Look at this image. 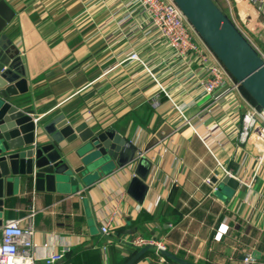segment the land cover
I'll return each instance as SVG.
<instances>
[{"label":"crops","instance_id":"0c3cea01","mask_svg":"<svg viewBox=\"0 0 264 264\" xmlns=\"http://www.w3.org/2000/svg\"><path fill=\"white\" fill-rule=\"evenodd\" d=\"M233 1L230 11L218 0L264 52V14ZM7 2L16 13L9 36L23 58L15 70L28 79V90L15 97L19 106L44 123L63 113L80 134L113 129L152 167L141 200L142 189H129L134 165L82 177L64 190L20 185L4 197L0 228L34 211L37 264L65 245L71 250L56 264H124L139 250L128 241L140 234L196 263L264 264V149L255 139L240 142L237 130L246 108L241 97H251L231 89L213 104L201 90L200 63L158 38L133 0ZM135 51L146 66L129 58ZM81 144H60L73 168L82 164ZM224 168L238 188L222 183ZM220 224L225 231L214 240ZM153 253L134 264H180ZM248 254L253 263L244 261Z\"/></svg>","mask_w":264,"mask_h":264},{"label":"water","instance_id":"95a60500","mask_svg":"<svg viewBox=\"0 0 264 264\" xmlns=\"http://www.w3.org/2000/svg\"><path fill=\"white\" fill-rule=\"evenodd\" d=\"M176 1L228 70L264 106V60L249 40L214 0ZM15 14L7 0H0V209L4 197L13 195L20 185H30L37 191L64 190L79 183L82 177L94 178L114 167L120 170L132 165L135 172L129 189L132 193L142 189L137 196L141 200L148 191L146 179L152 162L120 133L103 129L80 134L63 113L44 123L19 106L15 97L28 90V79L26 72L15 70L23 59L8 31ZM37 131L42 134L38 136ZM45 134L50 138L43 139ZM64 139L82 141L79 167H71L64 158L60 147ZM222 183L232 188L239 185L230 175H225ZM148 251H156L175 263L201 264L153 244L141 247L124 264H134Z\"/></svg>","mask_w":264,"mask_h":264},{"label":"built area","instance_id":"2783aa9c","mask_svg":"<svg viewBox=\"0 0 264 264\" xmlns=\"http://www.w3.org/2000/svg\"><path fill=\"white\" fill-rule=\"evenodd\" d=\"M133 2L134 8H138L139 13L144 15L143 20L145 24L150 30L154 31L158 38L166 39L169 46L180 57L193 58L200 63L204 69V76L200 79L201 90L210 99H213V104L220 102L221 98L229 94L231 89L238 91L243 87L241 82L228 70L211 46L202 38L193 22L188 19L186 13L176 0H133ZM225 2L231 11L234 1L225 0ZM246 2L258 6L264 14V0H236L238 4ZM131 15H128V18ZM232 22L264 60V52L245 33L235 18L232 19ZM129 58L133 60L137 59L146 66L137 51L131 53ZM241 98L246 108L243 111L237 129L238 139L242 143H248L250 139H255L264 149V106L259 103L257 105L251 99L243 96ZM38 119L40 118H35L36 121ZM185 120L189 121L187 118ZM259 158L261 160L262 156ZM225 172L226 175H232L226 169ZM251 181L241 179L240 183L251 187ZM205 182L214 188H218L216 181L211 177H207ZM262 213L264 216V206H262ZM33 215L34 211L26 217L8 219L1 226L0 264H37L38 258L34 254V236L36 230L31 220ZM224 227L225 224H220L215 233L214 240H220L225 231ZM101 228L104 234H110L111 230L107 223H104ZM128 242L136 249H140L147 244L167 249L166 245L161 241L158 242L154 238H148L142 234L132 237ZM70 250L71 248L65 245L61 252H50L44 258V263L56 264L63 260ZM244 261L253 263L254 256L248 254L244 258Z\"/></svg>","mask_w":264,"mask_h":264},{"label":"trees","instance_id":"16d2710c","mask_svg":"<svg viewBox=\"0 0 264 264\" xmlns=\"http://www.w3.org/2000/svg\"><path fill=\"white\" fill-rule=\"evenodd\" d=\"M214 2L218 5V7H219L220 9H222L221 6H220V4H219V2H218V0H214ZM242 89H243V91H244L248 96L251 97V99H252V101H253L254 103H256L257 105H259L258 102L255 100V98H254L250 93H248V92L244 89V87H242ZM135 251H136V250H134V252H135ZM134 252H132V253H134ZM153 254H154L153 251H148V252H146L143 256H150V255H153ZM127 259H128V257H123L121 262L124 263ZM198 263H201V264H212V263H207V262H202V261H199Z\"/></svg>","mask_w":264,"mask_h":264},{"label":"rangeland","instance_id":"374dc122","mask_svg":"<svg viewBox=\"0 0 264 264\" xmlns=\"http://www.w3.org/2000/svg\"><path fill=\"white\" fill-rule=\"evenodd\" d=\"M220 2H221V0H219ZM224 1V3H225V0H223Z\"/></svg>","mask_w":264,"mask_h":264}]
</instances>
